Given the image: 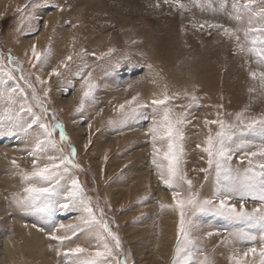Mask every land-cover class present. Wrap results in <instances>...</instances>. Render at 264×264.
<instances>
[{"label": "rangeland", "instance_id": "rangeland-1", "mask_svg": "<svg viewBox=\"0 0 264 264\" xmlns=\"http://www.w3.org/2000/svg\"><path fill=\"white\" fill-rule=\"evenodd\" d=\"M234 3L246 6L241 11L243 21L236 19ZM25 5L39 6L17 11L18 6ZM28 16L37 18L29 20ZM248 21L264 27V0H252L250 6L248 0H195L190 10L183 12L164 0H0V115L6 107L3 92L7 89L17 108L24 104L50 125L57 120L64 125L70 144L61 143L57 129L56 146L45 155L59 157L60 147L68 155L70 146L75 148L74 161L80 168L68 165L70 171L62 183L70 185V179L79 180L86 196L91 198L97 217L106 221L119 237L122 249H115V241L107 233H104L106 241H102L98 240L95 229L83 230L80 218L85 213L79 208L62 210L56 206L41 211L26 206L21 170L28 173L33 170L28 152L34 142L19 129L15 130L16 134L9 131L11 125L5 120L0 123L3 129L0 131V264H69L76 257L61 253L76 246L93 252L103 250L104 242L114 249L115 260L127 258L129 264H173L180 216L174 208H161L174 202L171 191L160 181L152 164L149 121L123 129L110 121L119 120L118 106L130 96L139 94L141 100L150 101L166 88L174 97L170 101L174 113L186 114L183 169L193 182V191H198L202 199L211 198L212 177L205 182L199 169L207 167V154L201 149L206 146L208 127L215 133L217 126H206L204 121L216 119L217 113L234 121L235 114L242 110H246L248 118L264 116V90L258 81L250 78L251 71L264 70V66L247 51L239 52L235 40L224 37L222 30L208 28L207 24L242 29ZM202 23L205 27H200ZM241 37L243 40L242 32ZM34 44L41 53L50 50L43 68L32 67ZM82 49L85 51L81 52ZM68 55L73 56L68 70L60 68V77L49 78L52 69ZM9 57L19 63L10 61ZM117 63L120 66L114 68ZM21 67L32 88L19 79ZM78 69L85 76L90 72L97 85L95 103L85 101L79 111L83 80L75 75ZM36 76L46 83L41 85ZM250 87L256 91L249 92ZM14 88L17 90L12 93ZM192 96L196 97L195 102ZM41 105L48 109L46 115ZM53 113L56 120L52 119ZM20 115L25 122L33 118L29 112ZM40 131L36 125L29 130L33 135ZM255 143L258 145L260 141ZM240 155L239 152L234 155L232 165L245 168L247 159L240 164ZM13 160L19 168L12 164ZM184 191L187 195V186ZM230 203L240 206L238 199ZM259 206L258 201L251 199L244 203L249 211ZM99 209H103V216ZM195 219L197 244L214 264H230L233 247L243 251L251 246V242L235 240L226 243L231 239L230 233L242 225H232L211 213L197 214ZM209 231L219 234L209 237ZM53 234L68 235L71 239L61 245L49 239ZM255 246H261L259 240ZM196 259L202 260L203 255ZM255 259L259 264V257ZM115 260L109 257L100 264H115Z\"/></svg>", "mask_w": 264, "mask_h": 264}, {"label": "snow or ice", "instance_id": "snow-or-ice-1", "mask_svg": "<svg viewBox=\"0 0 264 264\" xmlns=\"http://www.w3.org/2000/svg\"><path fill=\"white\" fill-rule=\"evenodd\" d=\"M165 4L174 6L183 11H189L190 5L195 3V0H189V3H184L182 0H164ZM252 0H248L250 6ZM39 5H25L24 8L17 7L18 12H24L27 8L38 7ZM159 7V4L156 5ZM59 11L63 8L56 6ZM233 9L236 13V19L243 21L244 17L241 14L243 5L233 4ZM29 20L36 19L35 16H28ZM45 26L47 24L45 23ZM193 27H196L194 24ZM200 27H205V24H200ZM208 28L222 30L221 34L235 40L238 51L243 53L247 51L256 57L259 64L264 66V27H257L251 21H248L242 29H234L218 23L207 24ZM243 34V40L241 37ZM258 34V35H256ZM85 50H81L84 52ZM111 52V50H110ZM32 58L35 63L33 68L39 65L41 68L48 62L50 50L45 53L37 51V46L34 44L31 48ZM27 55V53H26ZM95 55V53H91ZM9 60L15 63V58L9 57ZM73 60L72 55H68L65 60L60 62L57 68L52 69L49 73V78L52 76L60 77V68L68 70V62ZM2 63V57H0ZM119 63L113 65L118 68ZM7 67V66H5ZM151 68V65H148ZM21 72L19 79L24 80L29 88H32L31 83L25 79L22 67L18 69ZM8 75L11 77L12 72L8 70ZM75 75L83 80V93L80 101L82 110L85 101L95 103V90L97 85L92 81V74H85L82 70H77ZM250 78L253 81H258L261 90H264V70L251 71ZM36 80L41 84L46 81L36 76ZM17 89H12L14 93ZM33 93L35 89L33 88ZM23 92V90H20ZM255 87H250L249 92H255ZM47 95V92L45 93ZM4 102L6 107L3 114L0 115V123L5 120L11 125L9 131L15 133L16 129L23 132L26 136H31L33 139V147L28 152L32 157V172H23L21 170V178L25 183L24 188L27 197L24 203L28 207L39 208L41 211H49L58 206L62 210H70L79 208L85 215L81 216V222L84 225L83 230H96L98 240L106 241L104 233L115 241V249L122 251L120 247L119 237L114 234L106 221H102L97 217L96 210L92 207L91 198L87 197L82 185L78 179H70V185L65 181V177L70 171L68 165L72 168H80V165L75 163L74 157L76 150L70 146L68 155L63 154V148L57 149L61 153L59 157L53 155H45L50 149L55 148L56 141L54 132L59 129L60 141L68 142L69 137L65 132L64 125L58 120L54 124L45 122L44 117L37 115L32 111L31 107H26L24 104L16 107V101L12 94L5 89L3 92ZM26 98V97H25ZM174 99L170 96L165 88L160 96H155L150 101L140 99V95L136 94L131 99L126 100L118 106L120 118L118 121H110L113 125H119L121 129L140 123L141 121H149L148 135L151 139L152 164L157 170V175L160 181L171 191L173 205H161V208H174L179 211V236L176 245L175 257L173 264H214L213 260L204 254L203 249L197 244V238L194 236V231L198 229V224L195 219L197 214L211 213L216 217L223 218L232 225H242L230 233L231 239L226 243L231 244L233 240L244 243L251 242V246L241 251L233 247L232 253L229 256L230 264H256V257H259V264H264V116L259 118H248L245 116L246 110H242L235 114L234 121H228L221 118L220 113H217V118L214 120L205 119L206 126L216 125L217 130L213 133L211 127H208V135L204 141L206 146L202 147V152L207 154V167L199 169L204 173V180L207 182L209 177H212L213 195L211 198H201L198 191H193V182L188 179L187 173L183 169L184 161V145L185 139L183 127L186 124V114H176L170 101ZM191 100L196 101V97L192 96ZM223 107L222 105L220 106ZM42 113L45 115L48 109L41 105ZM29 112L32 115L31 122L23 121L21 113ZM52 119L56 120L53 113ZM36 125L42 131L32 134L29 132ZM7 127V125L5 126ZM91 127V125H89ZM3 129L0 128V131ZM256 140L260 143L257 145ZM91 137H89V144ZM88 145H85L87 149ZM197 147H201L197 145ZM257 148L258 150H250ZM239 152V163L244 164L247 159V167L239 168L232 165L234 155ZM260 157V161H254L253 158ZM12 164L19 168V164L15 160ZM185 186H187V195H185ZM202 187V185H201ZM66 193V194H65ZM64 201L61 203L60 199ZM233 199L240 201L239 208L235 203H230ZM251 199L259 202V207L253 208L251 211L244 207V203ZM43 205V207H39ZM100 215L103 216V209H99ZM191 213V215H189ZM63 227V225H61ZM251 230H256L255 232ZM76 230L73 229L75 234ZM214 233L209 231L207 235L211 237ZM258 234V235H257ZM51 240L58 241L61 245L66 240L71 239L70 236H57L55 234L49 237ZM259 240L260 247L255 244ZM68 256L76 257L69 264H100V261H107L109 257L115 260L114 249L109 247L107 242L103 243V250L90 251L87 248L76 246L69 248L67 252L61 253ZM203 255L202 260L196 258ZM251 257L252 259H249ZM115 264H129L127 258L123 260H115Z\"/></svg>", "mask_w": 264, "mask_h": 264}, {"label": "bare ground", "instance_id": "bare-ground-1", "mask_svg": "<svg viewBox=\"0 0 264 264\" xmlns=\"http://www.w3.org/2000/svg\"><path fill=\"white\" fill-rule=\"evenodd\" d=\"M147 94H148V93H147ZM147 94H146V95H147ZM149 95H150V94H149ZM131 98H132V97L130 96V98H129V99H131ZM140 98H141V96H140ZM129 99H128V100H129Z\"/></svg>", "mask_w": 264, "mask_h": 264}]
</instances>
